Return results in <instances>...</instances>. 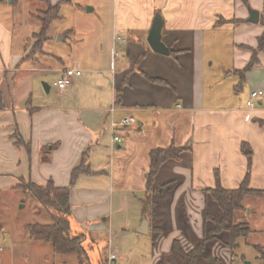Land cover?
Returning a JSON list of instances; mask_svg holds the SVG:
<instances>
[{"label":"crops","instance_id":"crops-1","mask_svg":"<svg viewBox=\"0 0 264 264\" xmlns=\"http://www.w3.org/2000/svg\"><path fill=\"white\" fill-rule=\"evenodd\" d=\"M238 2L112 0L110 16L100 17L95 33H84L82 46L73 47L64 57L55 56L60 66H43L29 63L37 61L49 39L42 51L27 57L37 32L28 37V47L24 40L16 42L15 20L5 18L6 0H0V89L4 103L0 109V191L16 189L22 179L41 185L51 180L56 187H68L73 169L86 157L95 174L79 176L71 193L72 214L85 226L90 220L103 218L109 221L111 232L112 194H117L116 202L123 207L127 194H144L151 151L175 144L185 150L178 160L163 163L155 184L170 182L158 180V175L167 163H175L180 180H171L178 182L173 195L184 199L191 229L198 234L204 226L203 190L215 186V172L220 173L227 189L239 187L246 175L243 142H248L254 152L251 187L264 190V126L254 121L264 120V97L254 109L248 105L224 108L216 106L208 92L205 40L215 31L239 25L217 27L220 17L249 22L250 13ZM252 4L264 17V3ZM157 13L164 20L162 40L175 52L173 55L155 52L147 42ZM263 66L257 68L264 71ZM67 68L82 70V75L68 88H58L57 97L40 104L45 89L39 87V80L50 85L46 78L55 73L60 78ZM257 89L264 87L252 90ZM118 93L121 102L117 104ZM125 116L135 117L138 124L119 129L123 141L114 143L112 120ZM17 131L30 144V152L16 144ZM47 147L50 160L43 162ZM261 197L255 199L260 201ZM251 199L245 201V207L252 206L255 200ZM242 222L251 221L247 218ZM103 227L92 224L89 228L96 232ZM171 234L160 237L158 244L166 255L176 239L175 232ZM119 247L109 241L107 261L110 252L122 258Z\"/></svg>","mask_w":264,"mask_h":264},{"label":"rangeland","instance_id":"rangeland-1","mask_svg":"<svg viewBox=\"0 0 264 264\" xmlns=\"http://www.w3.org/2000/svg\"><path fill=\"white\" fill-rule=\"evenodd\" d=\"M51 1L54 4L60 2V0ZM111 1L71 0L69 3H61L60 17L54 20L48 30L50 38L45 44L44 52L37 55V61L31 60L29 64L60 66L55 56L64 57L72 52L73 47L82 46L81 40L84 38V33L88 31L90 35L96 32L94 28L100 23V17L110 16ZM256 2L264 3V0H251L250 5L243 0H239L238 3L242 10L247 8L250 13L254 10L252 3ZM5 6L3 14L5 18L15 20V33L18 39H15L16 42L20 39L24 40L28 47L32 33L41 30V23L35 15L46 9V3L43 0H6ZM90 7L95 10L88 12ZM237 7L239 8L238 5ZM261 18L256 23L234 18L236 20L234 23L239 24L237 28L231 27L207 35L205 57L209 72L207 75L209 77L208 92L210 97H214L216 106L245 108L252 89L259 85L264 87V71L257 68H262L261 65H264V47L258 52L257 61L249 70L246 69L252 59V48L257 49L259 37L264 32ZM241 60L244 61L243 64ZM240 63L242 67L239 66ZM58 78L59 75L56 73L46 78L52 89L50 92L44 90L40 104L59 95V89L55 85ZM40 86L42 87L43 83L39 80ZM173 164L175 163L169 162L162 168L158 180H180V175L176 173ZM166 183H157L156 186L159 187L160 192L154 193V212L152 211L153 215L149 214L147 218L142 215L143 193L127 194L124 207L118 205L117 194L113 193L112 198L115 202L111 232L108 230L109 221L104 222L103 218L90 220L86 222L87 226L75 216L71 218L72 232L80 231L87 235L84 246L92 264H108L107 254L110 240H113L114 245L120 246L118 252L122 258L118 259L119 264H158L159 262L188 264L187 259L173 249L167 255L159 250L160 237L165 234L171 236V233L175 232L176 239L180 240L184 251L189 252L205 236L207 230L214 226L211 217L220 218L221 212L214 202L207 201L206 198L203 228L200 227L198 234L193 233L192 229L187 233L179 218L182 210V197L175 199L173 195L174 190L178 188V182L170 185ZM255 197L252 196L251 200H255L251 203L252 206L245 207L235 214V222H242L249 218L254 233L247 238H239L237 241L239 245L234 250L230 246V235L221 233L220 240L214 239L208 244L206 255L210 257V262L201 261L199 264H247L248 262L264 264V261L259 259L260 252L255 247V245H260L264 248V198H262L264 196L260 198V201H257ZM248 199L249 197L245 201ZM50 222H53L51 215L32 193L18 188L2 189L0 191V264H79L76 256L56 254L49 243L36 241L31 237L27 229L28 225ZM92 224L104 227L95 232L89 228ZM158 226L161 229L155 230Z\"/></svg>","mask_w":264,"mask_h":264},{"label":"trees","instance_id":"trees-1","mask_svg":"<svg viewBox=\"0 0 264 264\" xmlns=\"http://www.w3.org/2000/svg\"><path fill=\"white\" fill-rule=\"evenodd\" d=\"M46 3V9L41 11L40 14L36 15V18L41 23V30L34 34L33 48L31 53L27 57H31L38 51L43 50L44 43L50 38L48 36V30L54 20L59 19V12L61 3H69L71 0H60L58 4H52L51 0H43ZM247 5H249V0H243ZM261 18V17H260ZM264 24V17L261 18ZM236 20L233 18L227 20L224 18H219L216 22V26H222L227 23H234ZM238 21V20H237ZM248 47V46H247ZM264 47V32L261 37H259V45L253 49V55L250 63L247 65L246 69L249 70L252 65L257 61L258 52ZM250 48V47H248ZM146 52V51H145ZM171 54H175L171 50ZM156 81H162L157 79ZM117 104L121 102V94L118 93L116 98ZM4 108L3 94L0 89V109ZM254 121L260 126H264V120L255 118ZM16 139V144L25 147L29 152L31 151V146L27 143L23 136L17 131L14 134ZM185 150V147H178L175 144L167 148H156L150 153L151 165L149 168V173L147 176L146 190L142 198V215L147 218L149 214L154 212V193L160 192L159 187L155 184V177L157 176L161 166L168 160L179 159L181 153ZM241 150L243 154L247 157V172L239 187L234 189H227L223 186L221 182L220 173L215 172L216 184L214 187H207L203 190L207 201L214 202L221 212V217L216 218L215 216H210L211 220L214 222V226L209 228L205 236L200 239L195 247L189 251L185 252L183 246L179 239L173 241V250L181 255H183L188 264H199L202 262H210V257L206 255V250L210 241L217 239L220 240L221 233H228L230 235V246L234 248L238 247V239L241 237L247 238L250 236L252 230L249 223L235 222V214L238 211L245 209V200L251 196H263L264 190L254 189L251 187V176L253 168V149L248 142H243L241 145ZM43 152L46 156H43L42 161L48 162L49 147H47ZM81 174L92 175L95 172L90 168L86 161V157L83 158L82 163L75 167L71 175V184L68 187H56L53 181H49L46 185H41L34 183L33 181L21 180V183L17 187L24 192L32 193L37 200L45 207V209L51 215L53 222L50 223H37L33 225H28L27 229L31 234V237L36 241H45L49 243L56 254L66 255V256H76L79 264H92L90 256L86 247L84 246V241L86 239V233L77 231L72 232L71 218L72 214V203H71V193L75 186L79 176ZM175 181L167 182V185L173 184ZM182 210L179 213V218L181 219V225L183 229L188 233L191 230V224L187 215L186 206L184 200H181ZM256 249L260 252L259 259L264 261V248L259 245H255ZM158 264H162L159 262Z\"/></svg>","mask_w":264,"mask_h":264},{"label":"built area","instance_id":"built-area-1","mask_svg":"<svg viewBox=\"0 0 264 264\" xmlns=\"http://www.w3.org/2000/svg\"><path fill=\"white\" fill-rule=\"evenodd\" d=\"M82 75V70L77 68H67L63 71L60 78L57 80L56 85L60 90H64L72 85L74 79ZM264 97V90L257 89L252 90L250 97L247 101L249 108L254 109L257 105V102ZM114 109V108H112ZM138 124V120L133 116H125L120 121L112 120V139L114 143H121L122 137L118 134V130L121 128H127ZM118 255L116 252H110L108 257V264H119Z\"/></svg>","mask_w":264,"mask_h":264},{"label":"water","instance_id":"water-1","mask_svg":"<svg viewBox=\"0 0 264 264\" xmlns=\"http://www.w3.org/2000/svg\"><path fill=\"white\" fill-rule=\"evenodd\" d=\"M92 8H88L91 10ZM260 19V14L257 10H251L250 16L248 18L249 22L256 23ZM164 25V20L160 13L155 15L152 27L150 29L149 35L147 37V42L150 48L158 53L164 55H170V48L162 40V29ZM43 86L46 92L50 91V85L47 82H43ZM247 264H250L249 262Z\"/></svg>","mask_w":264,"mask_h":264}]
</instances>
